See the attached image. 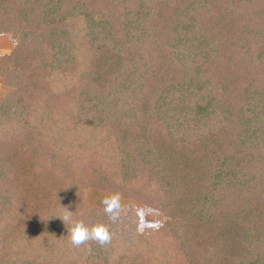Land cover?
<instances>
[{"label": "trees", "instance_id": "obj_1", "mask_svg": "<svg viewBox=\"0 0 264 264\" xmlns=\"http://www.w3.org/2000/svg\"><path fill=\"white\" fill-rule=\"evenodd\" d=\"M0 36V264H264V0H0Z\"/></svg>", "mask_w": 264, "mask_h": 264}, {"label": "rangeland", "instance_id": "obj_2", "mask_svg": "<svg viewBox=\"0 0 264 264\" xmlns=\"http://www.w3.org/2000/svg\"><path fill=\"white\" fill-rule=\"evenodd\" d=\"M14 47V42L4 36H0V56L9 54L10 51ZM10 92V89L7 88L2 80H0V99L4 98L8 93ZM105 197L98 193L96 190H90L87 193V202L93 206L104 208V204L102 203L103 199ZM121 206L122 203L120 202V209L115 214V217L118 218L121 214ZM126 217L121 219V230H119V234H123L125 238L130 239L133 237L135 232H141L144 231L147 228L150 227H157L159 225V221L157 220L156 216L157 213L154 211H151L150 209H143L139 210L137 214L132 216H128L125 212ZM136 218V219H135Z\"/></svg>", "mask_w": 264, "mask_h": 264}, {"label": "clouds", "instance_id": "obj_3", "mask_svg": "<svg viewBox=\"0 0 264 264\" xmlns=\"http://www.w3.org/2000/svg\"><path fill=\"white\" fill-rule=\"evenodd\" d=\"M102 203L104 211L115 218V214L120 209V197L118 194L106 196ZM71 212V211H69ZM59 217V216H56ZM68 227V234H71V242L79 246L88 240H96L101 245L109 241V229L105 224H96L89 228L83 221H77L69 225L67 217H60Z\"/></svg>", "mask_w": 264, "mask_h": 264}]
</instances>
